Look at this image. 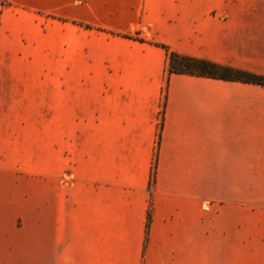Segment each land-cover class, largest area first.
<instances>
[{
  "label": "crops",
  "instance_id": "0c3cea01",
  "mask_svg": "<svg viewBox=\"0 0 264 264\" xmlns=\"http://www.w3.org/2000/svg\"><path fill=\"white\" fill-rule=\"evenodd\" d=\"M37 8L65 20L61 95L90 149L60 157L43 233L0 234V264H264V86L167 73L161 46L264 76V0Z\"/></svg>",
  "mask_w": 264,
  "mask_h": 264
},
{
  "label": "rangeland",
  "instance_id": "374dc122",
  "mask_svg": "<svg viewBox=\"0 0 264 264\" xmlns=\"http://www.w3.org/2000/svg\"><path fill=\"white\" fill-rule=\"evenodd\" d=\"M38 5L0 0V234L15 237L43 233L49 187L69 182L60 157L90 149L61 95L65 20Z\"/></svg>",
  "mask_w": 264,
  "mask_h": 264
},
{
  "label": "trees",
  "instance_id": "16d2710c",
  "mask_svg": "<svg viewBox=\"0 0 264 264\" xmlns=\"http://www.w3.org/2000/svg\"><path fill=\"white\" fill-rule=\"evenodd\" d=\"M132 37L140 40L137 36ZM161 46L165 49L167 54V73L185 74L212 80L250 83L264 86V76L262 75L216 64L206 59L180 55L171 51L166 45L161 44ZM149 218L150 210L147 213L148 221Z\"/></svg>",
  "mask_w": 264,
  "mask_h": 264
}]
</instances>
